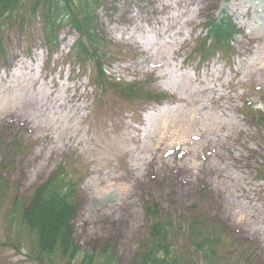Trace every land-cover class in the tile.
Wrapping results in <instances>:
<instances>
[{
	"label": "rangeland",
	"instance_id": "rangeland-1",
	"mask_svg": "<svg viewBox=\"0 0 264 264\" xmlns=\"http://www.w3.org/2000/svg\"><path fill=\"white\" fill-rule=\"evenodd\" d=\"M96 10L99 48L81 59L72 26L53 50L40 15L0 20L7 193L27 195L63 165L80 180L74 240L97 264L105 250L110 264L135 263L147 201L178 246L205 228L219 264H264V0H103ZM224 16L233 34L212 43ZM15 250L0 231V264H30Z\"/></svg>",
	"mask_w": 264,
	"mask_h": 264
},
{
	"label": "trees",
	"instance_id": "trees-1",
	"mask_svg": "<svg viewBox=\"0 0 264 264\" xmlns=\"http://www.w3.org/2000/svg\"><path fill=\"white\" fill-rule=\"evenodd\" d=\"M103 0H0V20L8 22L16 17L24 21L40 15L46 36V45L58 48L57 31L72 26L85 43H75L74 55L83 58L85 47L99 48L100 40L92 29L96 9ZM6 25V24H5ZM2 26L4 28L5 26ZM210 31L212 43L221 42L233 34V26L224 16L213 22ZM203 45H206L203 43ZM115 81V79H113ZM133 88L132 86L129 87ZM257 120L264 122L258 112ZM80 180L65 170L63 165L55 168L45 182L38 184L27 195L10 196L5 182L0 180V208L3 207L0 231L6 244L15 251L24 252L30 264H97L98 257L92 252H83L73 237L72 218L75 215L74 193ZM145 202L144 210L150 218L144 250L139 253L134 264H219L221 250L213 244L214 233L201 228L198 239L186 235L185 244L177 245L176 233L170 231L171 223L165 216L158 215L155 205ZM161 223H159V218ZM190 227L193 225L190 223ZM106 264H110L109 250L103 251Z\"/></svg>",
	"mask_w": 264,
	"mask_h": 264
},
{
	"label": "bare ground",
	"instance_id": "bare-ground-1",
	"mask_svg": "<svg viewBox=\"0 0 264 264\" xmlns=\"http://www.w3.org/2000/svg\"><path fill=\"white\" fill-rule=\"evenodd\" d=\"M178 1H184L186 5L188 4L190 6L191 2L194 1V0H178ZM201 3H199L198 5H201ZM156 22L157 23L159 22V18L156 19ZM76 101H77V95H74L72 98L69 99L68 103L71 104V103H74Z\"/></svg>",
	"mask_w": 264,
	"mask_h": 264
}]
</instances>
